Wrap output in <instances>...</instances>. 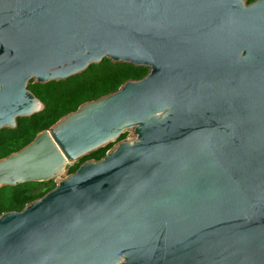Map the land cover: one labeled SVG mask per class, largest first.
<instances>
[{"label": "water", "instance_id": "obj_1", "mask_svg": "<svg viewBox=\"0 0 264 264\" xmlns=\"http://www.w3.org/2000/svg\"><path fill=\"white\" fill-rule=\"evenodd\" d=\"M103 58L148 72L0 158L55 182L0 214V264H264V0H0V130Z\"/></svg>", "mask_w": 264, "mask_h": 264}, {"label": "trees", "instance_id": "obj_2", "mask_svg": "<svg viewBox=\"0 0 264 264\" xmlns=\"http://www.w3.org/2000/svg\"><path fill=\"white\" fill-rule=\"evenodd\" d=\"M252 1L247 0V3ZM147 72L148 68L114 63L108 58H103L99 63L90 64L83 72L65 80L42 84L30 81L28 89L44 103V109L29 117L17 118V126L13 129L0 130V158L28 144L38 132L48 129L61 117L76 110L80 104L113 92L125 81L139 79ZM126 136L127 132L120 139H125ZM111 146L112 144H109L81 157L70 167L68 173L90 158L100 159ZM54 186L53 180L5 186L9 191L7 195L0 197V214L21 210L26 203L43 196Z\"/></svg>", "mask_w": 264, "mask_h": 264}, {"label": "rangeland", "instance_id": "obj_3", "mask_svg": "<svg viewBox=\"0 0 264 264\" xmlns=\"http://www.w3.org/2000/svg\"><path fill=\"white\" fill-rule=\"evenodd\" d=\"M131 131L132 130L126 131L127 132V136H126L125 139H132L133 138V136L130 134ZM26 183H28V182H26ZM22 184H24V183H22ZM8 191H9L8 187H5V186L3 188L0 187V197L7 195Z\"/></svg>", "mask_w": 264, "mask_h": 264}, {"label": "flooded vegetation", "instance_id": "obj_4", "mask_svg": "<svg viewBox=\"0 0 264 264\" xmlns=\"http://www.w3.org/2000/svg\"><path fill=\"white\" fill-rule=\"evenodd\" d=\"M90 159H93V158H90ZM89 160V159H88ZM93 160H95V159H93ZM78 162V161H77Z\"/></svg>", "mask_w": 264, "mask_h": 264}]
</instances>
